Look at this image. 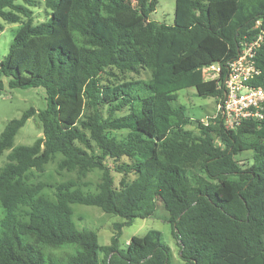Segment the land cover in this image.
I'll list each match as a JSON object with an SVG mask.
<instances>
[{
    "label": "trees",
    "instance_id": "obj_1",
    "mask_svg": "<svg viewBox=\"0 0 264 264\" xmlns=\"http://www.w3.org/2000/svg\"><path fill=\"white\" fill-rule=\"evenodd\" d=\"M41 2L48 17L35 22ZM158 3L0 0V17L21 22L0 60V95L4 77L47 94L44 110L25 111L0 134V158L9 151L0 165V264H172L159 230L120 244L123 226L152 216L158 202L186 264H264V118L234 129L214 115L205 123L177 96L194 87L223 97L203 68L226 66L264 32V0H176L173 24L151 19ZM256 63L252 83L264 88V40ZM142 71L149 76H127ZM36 114L43 136L14 146ZM246 151L251 159H239ZM57 154L58 168L80 179L102 170L97 190L69 180L51 199L46 183H31L28 173ZM75 203L124 218L109 244L77 227Z\"/></svg>",
    "mask_w": 264,
    "mask_h": 264
},
{
    "label": "rangeland",
    "instance_id": "obj_2",
    "mask_svg": "<svg viewBox=\"0 0 264 264\" xmlns=\"http://www.w3.org/2000/svg\"><path fill=\"white\" fill-rule=\"evenodd\" d=\"M176 0H159L155 12L152 13L151 19L158 22L173 24L175 16ZM34 21L41 22L47 19L44 3H39L37 7H32ZM0 23L3 24L4 30L0 33V60L4 59L9 52L10 45L14 35L21 25V22L8 23L0 17ZM131 78H147L149 74L142 71L141 74H128ZM8 78L4 77V90L0 95V134L4 131L6 125L11 119L19 118L25 111L34 108L37 112L47 107V94L43 86L28 88H11L8 84ZM178 102L187 107L188 114L202 121L207 120L208 116L217 112L219 99L213 97L204 98L197 94L196 88L189 87L177 92ZM188 128L196 129L193 126ZM43 136L42 124L38 115L30 117L26 124L19 130L15 139L14 146L31 145L39 137ZM5 153L0 158V165L6 161ZM252 152L246 151L239 155V159H251ZM62 158L57 154L55 158L45 165L44 171L31 170L28 178L31 183L43 182L48 185L43 193L55 199V187L65 181L73 180L77 185L86 192H94L101 181L102 170L93 169L86 177L78 178L75 172L60 170L58 163ZM243 162V161H242ZM118 175V174H117ZM119 176V175H118ZM119 177H117L118 179ZM73 219L78 228H86L94 231L98 236L101 245H107L111 242L114 233V224L124 222V218L107 213L100 207L93 205L72 204ZM156 229L162 233L163 241L171 247L172 264H186L181 258L178 241L173 235V228L168 221V212L164 205L157 203L155 213L147 218H136L131 225H124L120 237V244L123 248L127 246L133 236H144L149 230Z\"/></svg>",
    "mask_w": 264,
    "mask_h": 264
},
{
    "label": "built area",
    "instance_id": "obj_3",
    "mask_svg": "<svg viewBox=\"0 0 264 264\" xmlns=\"http://www.w3.org/2000/svg\"><path fill=\"white\" fill-rule=\"evenodd\" d=\"M264 40V32L256 38L245 41L236 58L226 66L214 63L203 68L205 80H219L224 87V95L219 98L217 112L227 128L234 129L248 119L264 118V88L256 86L252 80L260 74L256 55ZM224 75V80L220 78ZM203 122L208 123V119Z\"/></svg>",
    "mask_w": 264,
    "mask_h": 264
}]
</instances>
